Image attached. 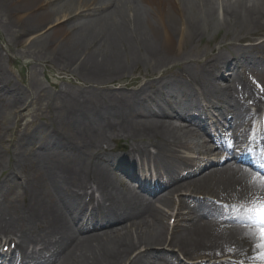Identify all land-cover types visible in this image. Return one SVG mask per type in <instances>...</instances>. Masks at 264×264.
<instances>
[{"label": "bare ground", "instance_id": "6f19581e", "mask_svg": "<svg viewBox=\"0 0 264 264\" xmlns=\"http://www.w3.org/2000/svg\"><path fill=\"white\" fill-rule=\"evenodd\" d=\"M69 1L0 0V4L7 11L19 14L17 22L24 26L22 37L46 30L41 40L43 48H48L56 61L73 66L90 81L101 84L112 81L141 63L152 65V73L164 69L162 75L139 89L122 93L118 101H78L79 106L74 108L76 115L98 113L104 117L102 125L73 129L72 134L58 131L48 134L47 147L64 149L68 153L64 159L41 156L40 164L45 173L39 179H31L26 172L23 174L22 185L25 184L29 195L25 214L8 211L6 215H12L10 219L2 216L0 220V232L15 236L11 240L17 238L15 252L27 256L30 246L38 242L50 252L41 264H137L146 254L148 260L165 256L149 249L166 244L178 249L189 260L221 257L228 258L226 262L232 264V260L235 262L251 254L264 257L258 228L221 223L208 217L198 220L195 211L182 227L181 210L188 204L182 198L177 199L176 223L169 233L170 238H167L165 224L166 210H173L178 193L214 196L248 207L264 203V177L253 168L227 164L209 169L210 165L182 174V169H191L196 162L194 157L184 156L180 151H196L195 143L203 139L202 132L206 131L202 119L189 115L204 99L200 90L206 88L212 92L218 87L215 78L221 79L226 70L235 71L240 64L250 63L243 55L224 60L221 49L232 45L230 42L218 47L217 53L205 58L206 63L196 70L191 67L194 60L184 54L185 48L195 45L206 32L221 28H239L247 34L238 39L253 43L255 32L264 34V0H219L223 2L222 18L217 14V0H82L83 7L90 13L83 25L76 22V17L63 14L60 18L67 20L61 22L59 18L60 22L52 27L55 17L63 12L60 10ZM261 44L264 45V39ZM175 68L181 71L182 80L166 79V74ZM4 78L0 69V88L7 90V95L17 97L19 89L7 85ZM235 80L230 76L233 82L224 85L223 90L227 92L233 88L237 98L232 94L221 97L214 90L212 109L222 117L230 114L235 117L249 107L263 112L264 86L252 89L239 79L241 85L238 84L236 90L235 86L231 88ZM136 84L137 80H133L128 85ZM164 93L170 94L174 106L167 103V97L157 100ZM109 114L113 120L106 117ZM173 119L184 126L176 125ZM244 126L242 123L238 127ZM236 132L233 131V135ZM121 135L132 140L131 146H124L128 153L124 157L108 153L110 148H103L112 137L114 140V136L116 139ZM201 147L206 146L202 144ZM218 148L225 149L226 145L220 144ZM99 152L108 157L110 167L119 171L125 157L128 161L132 158V163L135 158L139 171L152 167L155 168L153 172L160 175L168 169L169 180L162 194L145 201L135 190L122 193L112 188L114 180L109 168L97 162L84 166L81 163L84 158L88 161L98 158ZM200 153L215 155L210 149ZM21 162L19 155L13 156L12 174L2 185L12 182L20 187L17 170ZM155 162L162 171L154 167ZM95 194L103 201L102 215L82 221L80 213L73 216L62 212L64 207L82 213L79 207L92 206L87 204L97 199ZM200 264L208 263L204 260Z\"/></svg>", "mask_w": 264, "mask_h": 264}, {"label": "rangeland", "instance_id": "374dc122", "mask_svg": "<svg viewBox=\"0 0 264 264\" xmlns=\"http://www.w3.org/2000/svg\"><path fill=\"white\" fill-rule=\"evenodd\" d=\"M216 2L218 17L222 18L223 2L219 0ZM87 10L88 8L83 7L82 0H71L67 3L65 8L60 10V12H63L55 17L56 21H54L51 26L54 27V25L58 24L57 21H59V18L63 14L70 18L76 17V22L79 25H83L85 23L84 21L89 19L90 16ZM18 16L19 14L7 11L0 4V69L3 77H5L4 80L6 84L19 89V94L16 97L14 95H7L8 91L0 88V155L2 157V167H0V220H2V216L5 220L10 219L12 215L7 216L6 212L8 211L12 213H14V211H20L18 213L19 215L24 213V206L29 200V195L25 188V184L22 185L23 174L26 172L31 179H39L40 176H43L45 171L40 164V160L42 159L41 156H43V158L53 157L64 159L65 155L68 153L64 149H55L53 146L47 147L46 143L48 141L46 138H48V134L53 131H58L61 134H72L71 131L73 129L76 130L80 128L84 130L89 126H100L103 124L104 117L98 113L77 116L74 112V108L79 106L78 101L87 100L95 103L103 100L118 101L121 99L122 93H129L132 89H139L147 81L162 75L164 69L162 68L152 73V65L141 63L137 68H130L112 81L102 84L96 80L90 81L80 71H75L73 66L68 65L67 67L63 63L56 61L54 56L51 55L50 50L48 48H43L41 40L44 39V32L46 30L42 33H40L41 31L34 34L27 33L26 36L22 37L21 33L22 30H24V26L22 23L17 22ZM66 20L67 19L60 18L61 22ZM246 34L247 32L239 28L214 29L206 32L202 39L195 45L190 44L185 48L184 54L194 60L191 67L198 70L199 65L206 63L205 58H209L211 54L217 53L216 49H218V47L225 43L229 44L232 42V45H229V47L221 49L224 60L238 58L243 55L250 63L245 66L240 64L235 71H230L232 77H236V80L233 79L236 82L231 85V88L235 86V89L238 90L241 85L238 80L242 79L244 83L252 89H260L259 87L264 86V45L261 44L264 39V34L261 35L259 32H255L253 34V38H255V40L253 39V43L249 42V40L238 39L245 37ZM216 64L219 65L220 63L218 62ZM172 71L166 74V79L182 80L180 79L181 71L179 68H175L174 71ZM230 72L226 71L225 80L216 81L218 87L214 89L215 91L212 90L211 92L207 89V95L208 93L211 95V93L215 92L221 97H231L232 94V97L237 98V93L233 88L232 91H227L230 95L223 90L224 85L230 84ZM133 80H137V84L129 86L128 84H132ZM113 105H116V103ZM106 117L111 118V115H106ZM111 119L113 120L114 118ZM172 121L176 125L181 124L184 126V123L176 119ZM112 138L108 144H104L103 148L108 150L110 148L108 153L113 155L124 154L125 152L123 153L124 150L122 148L132 145V140L130 138H125L123 135L116 139L114 136V140H112ZM202 144L206 147L202 148ZM195 146H197L199 150L213 149L212 145L206 141L204 136ZM14 155H19V159L22 160L19 168L20 170H17V181L20 187L12 182L7 183L6 186L2 185L3 181L12 174L10 169L13 168L12 161ZM98 156V158L94 157L90 161L84 158L81 160V163L84 166L89 162L91 164L97 162L109 168L114 180L112 181V188L116 187L118 191L122 193L135 190L137 195H141L145 201L147 199L154 200L162 194V192L159 191L150 196L141 192L118 170L109 166L108 157L105 154L99 152ZM225 156L226 154L222 153L220 157H218V155L208 157V159L219 161L209 169L218 168L227 164L234 165L235 162L231 159H227ZM96 197L98 198L99 195L97 194ZM190 197L203 198L208 197V195H191L190 192L178 193L175 196L176 202L174 203L172 211L166 210V208L161 206L162 209L168 212L165 221L168 228L166 234L167 238L172 236L169 233L173 230L176 223L175 213L178 206L177 199L182 198L186 203H189V201H193ZM156 206H159V204L156 203ZM64 211L65 208L63 207L62 212ZM191 211V209L182 211V213L185 214L183 217L186 218L188 215L191 216ZM183 221L184 220L181 221L182 227H185L186 222ZM230 224L260 227L256 222L231 221ZM0 236L3 239L15 237L2 232H0ZM15 241H17V238H15ZM33 246L44 248L42 244L38 242L32 244L30 248L33 249ZM150 249L149 251H160V253H164L165 256L160 258L152 257L148 260L149 256L146 254L137 264H179L180 262V264H184L185 261L188 260L178 249L170 248L167 244L155 246ZM166 254L169 256H166ZM248 258L255 261L258 260L260 256L251 254ZM219 259L222 258L220 257ZM200 260L208 261L209 258L200 257ZM211 261L213 260H210V262Z\"/></svg>", "mask_w": 264, "mask_h": 264}, {"label": "snow or ice", "instance_id": "6c2138e0", "mask_svg": "<svg viewBox=\"0 0 264 264\" xmlns=\"http://www.w3.org/2000/svg\"><path fill=\"white\" fill-rule=\"evenodd\" d=\"M246 211L252 213L259 218V232L258 239L260 241V247L264 248V203L258 205H253L251 208L246 209Z\"/></svg>", "mask_w": 264, "mask_h": 264}]
</instances>
